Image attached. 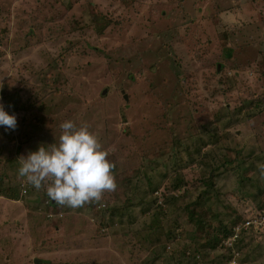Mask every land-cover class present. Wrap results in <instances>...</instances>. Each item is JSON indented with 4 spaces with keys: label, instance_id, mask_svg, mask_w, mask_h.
Listing matches in <instances>:
<instances>
[{
    "label": "rangeland",
    "instance_id": "1",
    "mask_svg": "<svg viewBox=\"0 0 264 264\" xmlns=\"http://www.w3.org/2000/svg\"><path fill=\"white\" fill-rule=\"evenodd\" d=\"M0 104L17 118L0 126V264H176L186 249L216 264L226 238L206 243L230 208L246 219L264 202L257 167L225 164L264 162V0H0ZM65 120L111 150L117 188L99 204L61 207L18 176ZM107 207L124 216L112 224ZM175 218L169 251L148 247ZM255 230L243 255L264 264V223Z\"/></svg>",
    "mask_w": 264,
    "mask_h": 264
},
{
    "label": "clouds",
    "instance_id": "2",
    "mask_svg": "<svg viewBox=\"0 0 264 264\" xmlns=\"http://www.w3.org/2000/svg\"><path fill=\"white\" fill-rule=\"evenodd\" d=\"M0 126L15 130L17 118L9 115L0 104ZM58 143L21 156L18 176L24 187L44 189L50 200L61 207L82 208L99 204L106 192L117 188L113 174L115 164L108 157L110 149L101 144L87 125L77 126L72 120L60 124ZM260 179L264 180V162L257 163Z\"/></svg>",
    "mask_w": 264,
    "mask_h": 264
},
{
    "label": "trees",
    "instance_id": "3",
    "mask_svg": "<svg viewBox=\"0 0 264 264\" xmlns=\"http://www.w3.org/2000/svg\"><path fill=\"white\" fill-rule=\"evenodd\" d=\"M9 103V102H8ZM22 109H24L25 110V108L24 107H22ZM11 110L13 111H18L19 110V107L17 106V105H14L12 108H11ZM216 134L212 137V138H215V139H217L216 138ZM212 138H210V139H212ZM201 143H200V146L202 145V144H206V142L204 141V135L203 136H201L199 139H198ZM216 142H218V139H217V141ZM199 151H200V149H199ZM259 158V156H257V157H255V158H252V159H248V158H246L242 153H240V152H238V155H235V157L233 158H231V159H228L227 161H225V164L227 163V164H233L234 162H235V160H237V159H239L240 161H241V164L243 165V164H246V162L247 163H249L248 165H246V170H250L251 168H256V165H257V163H256V161H257V159ZM247 160H249V161H247ZM264 160V159H263ZM256 164V165H255ZM220 172H216V174H219ZM164 177H166L167 176V173H163L162 174ZM242 176H243V178H242ZM251 181V176H249V175H244L243 173H241V175H240V182L242 183H247V182H250ZM214 184L212 183V186H213ZM245 185H243V187H244ZM160 187H159V185H156L155 184V186H153V187H151L149 190H151L150 192H151V194H153L154 193V191L155 190H157V189H159ZM208 193V191H206L205 193H203V194H200L199 196H198V198H196L194 201H191V202H189L187 205H186V208H188V209H190V211H189V219H192L193 218V216H194V214H195V210L192 208V206H194L195 208L196 207H198V206H200L201 205V201L199 200V198H201L202 196H204V195H206ZM260 194H263V191L262 190H259V193H258V190H257V192L254 194V198H259V196H260ZM156 197H154V198H152L151 199V201H147V203H155V202H158V196L157 195H155ZM109 200H106L105 202H108ZM146 200H145V198H141L140 199V201L138 202V204H140L141 202H145ZM165 201V200H164ZM169 200H166V202H168ZM162 204V203H161ZM105 205V204H104ZM131 204H130V201H128L126 204H125V206L128 208V210H129V206H130ZM163 205V204H162ZM192 205V206H191ZM256 206L258 207V209L259 210H262V208L264 207V202L263 201H259V202H257L256 203ZM109 207H107L106 209H107V211H108V213H109V216H108V219H111V223L112 224H114L115 223V219H117L118 217H120V216H124V215H122V214H119L118 216H115L114 214H113V212L114 211H118L119 210V207H113L112 209H108ZM231 210H233L232 212L233 213H229V214H231L230 216H228L229 217V221H230V223L229 224H225V223H221V227L219 228V230H218V234H217V236H215L214 237V239H213V241H212V243L210 242V241H208L206 244L209 246V247H216L217 246V244L218 243H220V242H223V239H225V238H227V237H229L230 235H232L233 234V232H234V228H235V226L236 225H238V224H240L241 223V221L243 220V218L240 216V215H236V211H235V209L234 208H230ZM165 210V209H164ZM166 212V211H165ZM161 213L162 214H164V212H163V209H162V211H161ZM228 214V215H229ZM214 216H217V217H219V213H216V215L215 214H213ZM126 216H129L130 217V213H129V211H127V214H126ZM122 220V219H121ZM198 221V223H199V226H204L205 224H207V222L205 221V220H202V219H198L197 220ZM121 222V221H120ZM136 222H138V217H137V215H134V217H132V219L129 221V223L128 224H134V223H136ZM173 223H174V227L171 229V232L172 233H170L169 232V230H166V231H162L161 233L159 232V231H157L156 233H157V235H154V239L151 241H149V243L150 244H148V247H150V245H151V247H153V246H156V245H159V246H162L163 247V251H169V250H167V248L168 249H170L169 248V246H170V243L174 240V239H176V237H174L173 236V234H175V231H176V229L179 227L178 226V221H177V218H175L174 219V221H173ZM223 224V225H222ZM249 234V233H248ZM247 233H243V235H242V237L235 243V245H236V248L238 249V255H236V256H234L235 254H234V252L231 250V247H227V249H225V252L222 254V257H220L219 259H214V261H212V262H216V264H231V260L232 259H236L237 261H239V263L238 264H243V263H245V264H248V258L246 257V255H243V250H246V248H250V243H251V240H253V237H252V235H250L249 234V239H246V235H248ZM218 238V239H217ZM220 238V239H219ZM195 242V241H194ZM205 245V244H204ZM203 245V246H204ZM225 248V247H224ZM185 251H188L187 249L185 250ZM185 251H183V254H184V257H186V260L184 261L183 260V258L182 259H177L178 261H177V263L176 264H192L191 263V261L193 262V264H209V263H203V261H198L196 258H195V256H187L186 255V253H185ZM199 251V250H198ZM171 253L172 254H174V252L173 251H171ZM158 255H156V257H157ZM191 258H192V260H191ZM216 260V261H215Z\"/></svg>",
    "mask_w": 264,
    "mask_h": 264
},
{
    "label": "built area",
    "instance_id": "4",
    "mask_svg": "<svg viewBox=\"0 0 264 264\" xmlns=\"http://www.w3.org/2000/svg\"><path fill=\"white\" fill-rule=\"evenodd\" d=\"M263 223H264V207L262 208V210H260V212H258L257 216L253 215L252 217L243 219L240 224L236 225L233 234L225 239L224 241L225 246L230 247L235 245V243L240 239L239 236L241 233L248 232L250 230L256 231L255 229L263 226ZM236 255L237 254H235L234 256ZM236 261L237 260L235 258L232 259L231 264H236Z\"/></svg>",
    "mask_w": 264,
    "mask_h": 264
},
{
    "label": "water",
    "instance_id": "5",
    "mask_svg": "<svg viewBox=\"0 0 264 264\" xmlns=\"http://www.w3.org/2000/svg\"><path fill=\"white\" fill-rule=\"evenodd\" d=\"M219 68H220V65H219Z\"/></svg>",
    "mask_w": 264,
    "mask_h": 264
}]
</instances>
